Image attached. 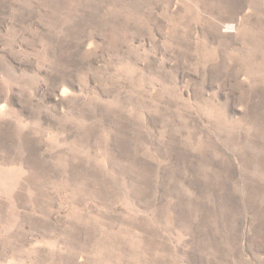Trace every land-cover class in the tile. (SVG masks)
<instances>
[{
	"label": "rangeland",
	"instance_id": "1",
	"mask_svg": "<svg viewBox=\"0 0 264 264\" xmlns=\"http://www.w3.org/2000/svg\"><path fill=\"white\" fill-rule=\"evenodd\" d=\"M0 264H264V0H0Z\"/></svg>",
	"mask_w": 264,
	"mask_h": 264
}]
</instances>
